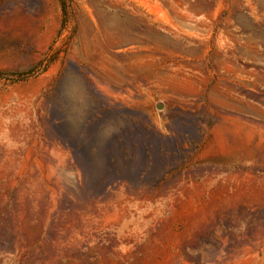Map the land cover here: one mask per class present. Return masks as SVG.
I'll return each mask as SVG.
<instances>
[{"label":"rangeland","instance_id":"1","mask_svg":"<svg viewBox=\"0 0 264 264\" xmlns=\"http://www.w3.org/2000/svg\"><path fill=\"white\" fill-rule=\"evenodd\" d=\"M0 264H264V0H0Z\"/></svg>","mask_w":264,"mask_h":264},{"label":"bare ground","instance_id":"2","mask_svg":"<svg viewBox=\"0 0 264 264\" xmlns=\"http://www.w3.org/2000/svg\"><path fill=\"white\" fill-rule=\"evenodd\" d=\"M150 61H152V62H158V60H156V59H150ZM162 62V61H161ZM100 64V63H99ZM102 66V65H101ZM110 69V68H109ZM117 70H115L114 71V75H113V79H115V81H117V82H121V83H125V82H129V81H132V80H134V81H136V74H132V75H130V76H126L125 75V72H124V70L122 69V68H120V67H117L116 68ZM130 73V72H129ZM140 74H142L144 77H149V75H151L152 73L150 72V73H144V72H139ZM131 74V73H130ZM77 85V84H76ZM78 86V85H77ZM103 87V86H102ZM108 88V87H107ZM104 89V88H103ZM224 89H225V87H224ZM218 90V89H217ZM75 91V90H74ZM219 91V90H218ZM231 92V91H230ZM218 93H220V92H218ZM222 93V92H221ZM220 93V94H221ZM225 93H229L228 92V90H227V92L225 91ZM216 94V93H215ZM78 95V94H77ZM79 95H81V91H80V94ZM217 96V95H216ZM216 96H215V99H216ZM219 96V95H218ZM218 100H219V97L217 98ZM216 99V100H217ZM221 101V100H220ZM219 101V102H220ZM221 102H223V100L221 101ZM236 160V159H235ZM232 161V160H231ZM229 163H230V161H228ZM233 162V161H232ZM242 176V175H241Z\"/></svg>","mask_w":264,"mask_h":264},{"label":"water","instance_id":"3","mask_svg":"<svg viewBox=\"0 0 264 264\" xmlns=\"http://www.w3.org/2000/svg\"><path fill=\"white\" fill-rule=\"evenodd\" d=\"M157 109H161V105H158V106H157Z\"/></svg>","mask_w":264,"mask_h":264}]
</instances>
